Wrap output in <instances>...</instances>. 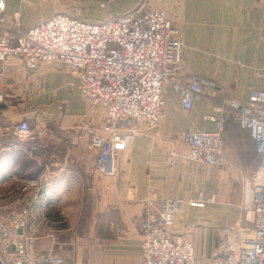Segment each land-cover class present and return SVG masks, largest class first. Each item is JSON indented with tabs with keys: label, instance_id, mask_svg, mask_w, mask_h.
Masks as SVG:
<instances>
[{
	"label": "crops",
	"instance_id": "1",
	"mask_svg": "<svg viewBox=\"0 0 264 264\" xmlns=\"http://www.w3.org/2000/svg\"><path fill=\"white\" fill-rule=\"evenodd\" d=\"M139 6L164 10L177 28L181 81L202 76L213 86L187 111L178 93L164 86L162 120L152 130L135 126L138 132L119 154L113 175L102 174L86 150L88 107L75 73L60 63L31 70L12 58L14 68L0 77V225L12 227L28 180L59 200L43 212L38 196L23 228V236L32 238L35 262L55 253L62 264H139V222L166 200L183 201L170 232L191 241L198 264H214L221 228L254 223L251 188L259 157L224 101L246 102L253 91H264V0H5L4 15L9 21L18 15L17 26L7 31L13 36L58 13L101 21L109 11L119 15ZM208 116L222 121L224 163L218 166L188 160L182 140L190 129L214 130ZM22 119L45 122L42 149L12 135ZM199 193L213 200L190 206ZM11 239L0 234L1 253L14 251Z\"/></svg>",
	"mask_w": 264,
	"mask_h": 264
},
{
	"label": "built area",
	"instance_id": "2",
	"mask_svg": "<svg viewBox=\"0 0 264 264\" xmlns=\"http://www.w3.org/2000/svg\"><path fill=\"white\" fill-rule=\"evenodd\" d=\"M100 6L105 9L108 4ZM4 10L5 0H0V77L14 68L12 58L20 59L31 70L41 64L60 63L75 73L80 98L88 107L86 150L94 154V164L104 175L116 172L118 156L129 148L138 132L137 124L152 130L162 120L164 86L178 93L185 111L206 96L205 87L213 86L202 76L181 81L182 43L177 28L162 9L139 6L119 15L109 11L101 21L58 13L13 36L7 31L17 26L18 15L9 21ZM224 105L232 109L239 126L248 130L259 163L252 176L254 223L248 228H221L213 263L264 264V91H253L246 102L226 99ZM208 118L215 123L214 130L190 129L182 134L188 146L186 158L208 166L222 165V121L220 117ZM45 131V122L31 125L26 119L11 129L12 135L35 142L38 149L44 147ZM22 191L18 202L21 210L14 214L12 229L0 225V234L12 238L15 248L3 252L7 260L0 253L1 260L4 264H62V257L55 253L44 254L35 262L28 244L32 238L23 236L38 196L43 212L48 206L58 205L57 196L35 180L26 181ZM212 200L199 193L189 205L203 207ZM182 204L181 200L163 201L157 211H147L141 218L139 264H198L191 241L170 232Z\"/></svg>",
	"mask_w": 264,
	"mask_h": 264
},
{
	"label": "rangeland",
	"instance_id": "3",
	"mask_svg": "<svg viewBox=\"0 0 264 264\" xmlns=\"http://www.w3.org/2000/svg\"><path fill=\"white\" fill-rule=\"evenodd\" d=\"M17 123H18V122H17ZM17 123H15V124H17ZM15 124H14V125H15ZM0 253H1V252H0ZM1 255H4V254H3V253H1ZM3 259H5V258L3 257ZM6 260H7V259H6ZM5 263H7V261H5Z\"/></svg>",
	"mask_w": 264,
	"mask_h": 264
},
{
	"label": "water",
	"instance_id": "4",
	"mask_svg": "<svg viewBox=\"0 0 264 264\" xmlns=\"http://www.w3.org/2000/svg\"><path fill=\"white\" fill-rule=\"evenodd\" d=\"M0 264H4L3 261L1 260V258H0Z\"/></svg>",
	"mask_w": 264,
	"mask_h": 264
}]
</instances>
